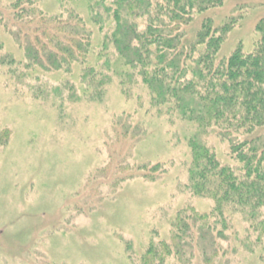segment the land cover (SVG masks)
Wrapping results in <instances>:
<instances>
[{"label": "rangeland", "instance_id": "obj_1", "mask_svg": "<svg viewBox=\"0 0 264 264\" xmlns=\"http://www.w3.org/2000/svg\"><path fill=\"white\" fill-rule=\"evenodd\" d=\"M13 1L0 0V10ZM35 1L46 16L90 17L89 0ZM205 18L214 27L233 20L216 61L246 54L259 40L264 0H222L194 17L188 37ZM87 27L86 66L102 70L103 32ZM23 57L0 21V264H264V231L235 205L212 212L214 201L187 187L194 124L157 113L146 88L122 85L113 69L94 93L82 82L86 66L25 72L9 63ZM203 140L243 176L228 141L214 131ZM179 223L191 251L174 249ZM158 244V253L171 249L162 263L148 253Z\"/></svg>", "mask_w": 264, "mask_h": 264}, {"label": "trees", "instance_id": "obj_2", "mask_svg": "<svg viewBox=\"0 0 264 264\" xmlns=\"http://www.w3.org/2000/svg\"><path fill=\"white\" fill-rule=\"evenodd\" d=\"M89 2L88 20L69 9L46 16L35 0H14L8 9L0 10V21L14 33L24 51L23 61L9 63L21 65L25 72L86 66L91 36L87 24L97 26L103 32L99 53L102 70L84 68L86 88L96 93L113 69L122 85L145 87L148 105L157 113L175 114L194 124L197 132L188 138L191 160L187 187L194 194L210 197L215 204L212 212L219 214L235 205L253 222L252 229L264 231V133H259L264 127V18L256 25L259 40L254 51L244 54L236 49L226 59L216 61L233 20L214 27L205 18L193 37L187 36L186 28L194 17L220 6L222 0ZM212 131L229 142L231 154L244 170L241 178L222 165L204 143ZM176 227L174 249L191 251L194 244L181 241L183 235H191L180 223ZM210 244L211 253L217 252L213 242ZM162 246L159 253L160 244L149 249L152 261L162 263L171 254V249Z\"/></svg>", "mask_w": 264, "mask_h": 264}]
</instances>
